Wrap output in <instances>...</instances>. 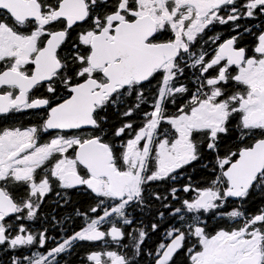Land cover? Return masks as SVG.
Listing matches in <instances>:
<instances>
[{"label": "snow or ice", "instance_id": "obj_1", "mask_svg": "<svg viewBox=\"0 0 264 264\" xmlns=\"http://www.w3.org/2000/svg\"><path fill=\"white\" fill-rule=\"evenodd\" d=\"M84 242L264 264V0H0V264Z\"/></svg>", "mask_w": 264, "mask_h": 264}, {"label": "flooded vegetation", "instance_id": "obj_2", "mask_svg": "<svg viewBox=\"0 0 264 264\" xmlns=\"http://www.w3.org/2000/svg\"><path fill=\"white\" fill-rule=\"evenodd\" d=\"M216 31H227V28H225L224 26H220L216 29ZM28 115L29 113L28 112H25L23 115H17L14 117L15 120H22L24 122H27L28 121ZM69 195L71 196L72 200L73 201H81L82 202V196L83 194L82 193H78L76 191H69ZM79 196V198H78ZM85 196V195H84ZM55 197V193H53L52 195H50L47 199V201L45 202L44 204V211L45 212H50L51 215H56L57 218H59L61 215L64 214L65 210L64 209H58L56 208L55 204L53 203H50ZM87 198V196H85ZM259 203V200L258 198L256 199V202L255 204H253L255 207L257 204ZM52 209H56L54 212L52 211ZM59 229V226H57V230ZM51 234V233H50ZM153 239H155V237H153ZM151 241H149L150 243ZM92 246H95V247H99V242H94V244H89L88 242H84L82 245H79L77 247V255L74 256V257H70V261H71V264H79V253H80V248L82 247H92ZM0 258H3V259H6V257H0Z\"/></svg>", "mask_w": 264, "mask_h": 264}, {"label": "trees", "instance_id": "obj_3", "mask_svg": "<svg viewBox=\"0 0 264 264\" xmlns=\"http://www.w3.org/2000/svg\"><path fill=\"white\" fill-rule=\"evenodd\" d=\"M78 198H79V196H78ZM81 200H82V202H86V201H87V198L83 195ZM253 206H254V205H252V207H253ZM253 208H254V207H253Z\"/></svg>", "mask_w": 264, "mask_h": 264}]
</instances>
